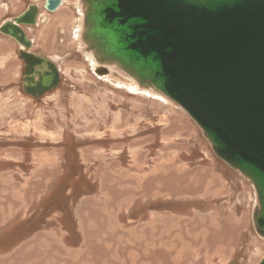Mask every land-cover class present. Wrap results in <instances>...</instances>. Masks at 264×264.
Instances as JSON below:
<instances>
[{
	"label": "rangeland",
	"instance_id": "1",
	"mask_svg": "<svg viewBox=\"0 0 264 264\" xmlns=\"http://www.w3.org/2000/svg\"><path fill=\"white\" fill-rule=\"evenodd\" d=\"M31 3L32 49L60 82L24 93L19 47L0 34V264H258L250 182L172 100L115 61L95 72L81 0H0V21Z\"/></svg>",
	"mask_w": 264,
	"mask_h": 264
},
{
	"label": "water",
	"instance_id": "2",
	"mask_svg": "<svg viewBox=\"0 0 264 264\" xmlns=\"http://www.w3.org/2000/svg\"><path fill=\"white\" fill-rule=\"evenodd\" d=\"M85 37L140 85L180 106L214 154L253 186L264 238V0H83ZM61 0H44L55 11ZM36 4L0 24L18 44L22 91L38 98L60 82L54 61L28 51L21 27ZM98 73H107L102 66ZM258 264H264V256Z\"/></svg>",
	"mask_w": 264,
	"mask_h": 264
},
{
	"label": "bare ground",
	"instance_id": "3",
	"mask_svg": "<svg viewBox=\"0 0 264 264\" xmlns=\"http://www.w3.org/2000/svg\"><path fill=\"white\" fill-rule=\"evenodd\" d=\"M62 1V0H61ZM81 3L83 4V7L81 8L82 9V11L84 10V3H83V0H81ZM76 7V6H75ZM38 8V7H37ZM39 10V9H38ZM21 13V12H20ZM19 13V14H20ZM18 15V14H17ZM38 15V14H37ZM16 16V15H15ZM13 17V16H12ZM36 19H37V17H36ZM85 31V30H84ZM1 33V32H0ZM2 34V33H1ZM4 35V34H3ZM5 36H7V35H5ZM9 37V36H8ZM85 37V32H83V38ZM86 38V37H85ZM85 38H84V40H85ZM91 45H92V43H91ZM29 51V50H28ZM93 51V50H92ZM32 52V51H31ZM41 53V52H40ZM43 54V53H42ZM98 59H99V61H97V65H99L100 67H97L96 68V71H100L99 69L102 67V66H107V68L108 69H111L112 68V66H110V64H111V61L110 60H105L102 56H100V55H98ZM113 62V61H112ZM118 65V64H117ZM95 71V72H96ZM113 71V70H112ZM125 71V70H124ZM108 72H110L109 70H108ZM114 72H116L115 70H114ZM96 73H98V72H96ZM120 73V72H119ZM99 75H101V74H105V73H98ZM113 74V73H112ZM117 75H119L120 77H122V74L120 73V74H118L117 73ZM124 76V75H123ZM125 77V76H124ZM132 77V76H131ZM123 78V77H122ZM133 78V77H132ZM124 80V79H123ZM126 81H128L130 84H134V86L136 85L137 87H144L143 85H140L139 84V82L137 81V80H133V79H129V80H127L126 79ZM126 83V82H125ZM129 86V85H128ZM132 88H133V86H132ZM135 88V87H134ZM133 88V89H134ZM146 88V87H145ZM132 89V90H133ZM136 89V88H135ZM140 89H143V88H140ZM139 89V90H140ZM154 90V89H153ZM134 91H136V90H134ZM137 91H138V89H137ZM142 91V90H141ZM140 91V92H141ZM146 93H149V94H151L150 93V91H148V89H145L144 90ZM152 92V91H151ZM157 95V97H160V98H163L160 94H157V93H155V96ZM154 96V95H153Z\"/></svg>",
	"mask_w": 264,
	"mask_h": 264
},
{
	"label": "flooded vegetation",
	"instance_id": "4",
	"mask_svg": "<svg viewBox=\"0 0 264 264\" xmlns=\"http://www.w3.org/2000/svg\"><path fill=\"white\" fill-rule=\"evenodd\" d=\"M25 9V8H24ZM20 12H22V11H20ZM19 12V13H20ZM19 13H17V14H19ZM16 15V14H15ZM11 17H7V18H4L3 20H1L0 21V24L1 23H3L4 21H6V20H8V19H10ZM37 25V23H36V21H35V23L34 24H30V25H28V24H23V25H21V27H22V29H23V31H24V33H25V35L27 36V37H29V39L31 40V45H30V48L28 49V50H30V51H32V52H35L33 49H32V46H33V44H34V41L32 40V38H31V36L29 35V32H28V30L31 28V27H35ZM1 34V33H0ZM10 41L12 40L17 46H18V44L16 43V41L14 40V39H12V38H10V37H8V36H6ZM19 47V46H18ZM17 47V48H18ZM49 59H51L52 61H54L51 57H49V56H47ZM55 62V61H54Z\"/></svg>",
	"mask_w": 264,
	"mask_h": 264
}]
</instances>
